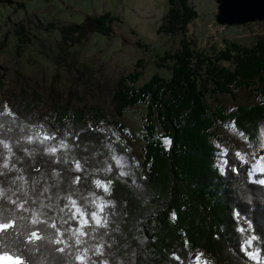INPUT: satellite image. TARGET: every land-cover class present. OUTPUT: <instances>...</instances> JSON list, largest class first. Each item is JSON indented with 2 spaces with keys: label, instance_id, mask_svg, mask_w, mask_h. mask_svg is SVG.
<instances>
[{
  "label": "trees",
  "instance_id": "obj_1",
  "mask_svg": "<svg viewBox=\"0 0 264 264\" xmlns=\"http://www.w3.org/2000/svg\"><path fill=\"white\" fill-rule=\"evenodd\" d=\"M168 4L158 31L182 35L181 50L160 59L166 63L174 60L170 78L153 75L135 87L140 75L135 71L117 79L109 94L116 116L138 104L147 107L141 161L123 144V136L129 134L118 121L111 122L119 132L115 140L101 129V115L91 112L87 117L90 109L78 111L63 103L51 107L49 122L43 125L49 134L55 133L56 140L43 145L28 143L23 137L33 134L32 126L40 124L33 115L35 103L20 102L19 108L10 109L15 123L11 117L0 118L4 123L0 139L12 150L9 153L0 145V170L6 172L0 176L4 191L0 206L4 215L16 219L18 231H25L32 227L30 213L18 210L11 200H28V208H38L41 202L56 205L69 194L77 199L89 192L103 195L92 181L111 180L110 194L105 196L111 202L105 209L108 227L99 229L106 233L104 256L93 259H104L107 264H188L189 253L202 249L221 264H264V184L259 183L264 173L252 175L250 165L241 161L233 148H227L223 157L228 163L221 171L217 165L220 150L214 142L222 143L215 134L217 126L229 122L255 141L264 123V48L257 52L238 49L231 69L219 64L226 59L220 54L214 60L193 54L185 35L196 12L188 0H168ZM112 22L104 13L59 26L60 44L73 46L94 32L112 36ZM242 88L255 93V102L229 111L220 103L213 108L207 104L206 93L233 94ZM0 110H5L1 102ZM60 141L67 147H60ZM52 146L58 149L54 154L45 150ZM113 157H123V167H118ZM5 159L21 171L3 169ZM76 161L82 171L76 170ZM109 165L112 170L104 171ZM121 171L127 174L122 176ZM21 175L26 183H11ZM77 176L79 183L74 182ZM34 180L39 183L33 184ZM44 188L48 191L41 196ZM49 196L51 201L46 199ZM33 200L37 204L33 205ZM45 211L57 219L61 230L67 227L59 225L58 209ZM242 227L247 231L241 233ZM40 234L57 238L50 228ZM246 237H255L251 246L245 244ZM94 243L89 240L90 245ZM61 246L49 239L35 241L29 245L34 251L25 256L26 264H79L67 255L75 249L55 251ZM177 256L179 261L174 258Z\"/></svg>",
  "mask_w": 264,
  "mask_h": 264
},
{
  "label": "rangeland",
  "instance_id": "obj_2",
  "mask_svg": "<svg viewBox=\"0 0 264 264\" xmlns=\"http://www.w3.org/2000/svg\"><path fill=\"white\" fill-rule=\"evenodd\" d=\"M188 4L196 12L185 35L193 54L210 58L220 54L226 59L219 64L231 69L238 49L257 52L264 48V19L222 25L215 20V0H188ZM168 8V0H0V102L5 111L20 102L35 103L33 115L45 125L55 103L78 111L90 109L87 117L91 112L101 115V129L112 139L119 138L112 119L126 128L129 135L123 136V144L141 161L147 107L138 104L116 116L109 94L117 79L135 71L140 73L135 87L153 75L170 78L174 60L166 63L160 59L181 50L182 35L158 31ZM104 13L113 18L112 36L94 32L73 46L60 44L59 26ZM254 94L250 88H242L233 94L206 93L205 98L210 108L220 103L229 111L255 102ZM232 126L229 122L215 129L222 140L220 144L214 141L220 150L219 169L223 171L225 166L224 149L233 148L245 155L252 175L261 172L253 169L264 164V123L253 142ZM197 253H203L202 260L210 264H221L202 249L192 253L191 259Z\"/></svg>",
  "mask_w": 264,
  "mask_h": 264
},
{
  "label": "snow or ice",
  "instance_id": "obj_3",
  "mask_svg": "<svg viewBox=\"0 0 264 264\" xmlns=\"http://www.w3.org/2000/svg\"><path fill=\"white\" fill-rule=\"evenodd\" d=\"M6 109V106H4ZM11 117V122L15 123L16 117L11 110H0V118L2 117ZM33 134L26 135L23 137L28 143H40L41 145L45 144L48 140H56L55 133L49 134L47 130L44 129L43 125L32 126ZM233 131H235V126L233 125ZM4 129V123L0 122V130ZM12 129L9 127L8 131ZM240 136L244 134L238 133ZM246 139V137H245ZM166 144H169L170 141L165 140ZM0 145L3 148L7 149L11 153V147L8 143H5L3 139H0ZM60 147H67V144L64 141H60ZM50 154L57 152V147L52 146L45 149ZM224 152H227V149H224ZM241 161H245V155L237 152L235 154ZM115 163L118 167H123V157H113ZM261 161H264V157H261ZM225 164L228 163L227 160L224 161ZM3 169H7L8 172L13 170L21 171L16 169L15 164L13 163L11 167L9 166V160L5 159L2 165ZM76 170L82 171L79 161H76ZM112 166L109 165L104 171H111ZM264 172V164H258L254 169ZM38 172L39 169H36ZM127 173L121 171L120 175H126ZM251 174V173H250ZM6 172L0 170V176H5ZM17 180H24V177L17 176L11 180V183L15 184ZM75 183L80 182V177L77 176ZM39 183L38 180H34L33 184ZM96 189H102L103 195L98 194L97 192H89L86 196H81L79 199L74 197V194H69L66 197H63V203L53 205L52 203H43L39 204L38 208H28V200H11L10 203L15 206L18 210L22 212H29V225L32 226L27 228L25 231H18L16 219L11 216H6L3 213L2 206H0V264H26L25 256L34 251L33 248L29 245L34 244L35 241L41 239H49L51 243L56 245H63L57 247L55 251L60 253H65L66 249H75V252L69 251L67 255L72 256L79 264H107V261L104 259L95 260L93 257H103L104 256V244L103 236L106 233L99 232L101 228L108 227V214L105 212V209L109 207L110 201L105 200V196L110 194V185L111 180H102L95 179L92 181ZM259 183L264 184V179L260 180ZM48 189L44 188L43 192L40 193L43 196L47 193ZM27 195V193H25ZM0 198H4V191L0 189ZM51 201L52 197H46ZM59 200L60 198L57 197ZM32 204H37L36 200L32 201ZM55 211L58 209L57 215L59 216V225H67L66 228L61 230V227L58 226L57 219L55 217H48L47 212L45 211ZM237 215H239L237 213ZM24 219V217H20ZM173 219L175 216L173 215ZM42 226V227H38ZM250 227V226H249ZM53 229L56 233L57 238L52 237H43L41 236L42 231H47V229ZM241 233L246 232L245 228H240ZM26 237V240L22 239ZM65 237L67 240L72 241V243H66ZM245 238V244L251 246L252 240ZM89 240L95 241L94 244L90 245ZM15 246V247H14ZM247 251V248H245ZM248 255L253 256L252 252H248ZM191 256V253H189ZM203 253H197L193 259H189L188 264H210L207 260H202ZM176 260H180V257H174ZM115 264V261H113ZM183 264V262H181Z\"/></svg>",
  "mask_w": 264,
  "mask_h": 264
},
{
  "label": "water",
  "instance_id": "obj_4",
  "mask_svg": "<svg viewBox=\"0 0 264 264\" xmlns=\"http://www.w3.org/2000/svg\"><path fill=\"white\" fill-rule=\"evenodd\" d=\"M215 20L222 25H243L264 19V0H215Z\"/></svg>",
  "mask_w": 264,
  "mask_h": 264
},
{
  "label": "bare ground",
  "instance_id": "obj_5",
  "mask_svg": "<svg viewBox=\"0 0 264 264\" xmlns=\"http://www.w3.org/2000/svg\"><path fill=\"white\" fill-rule=\"evenodd\" d=\"M261 136L264 137V129H262V131H261Z\"/></svg>",
  "mask_w": 264,
  "mask_h": 264
}]
</instances>
